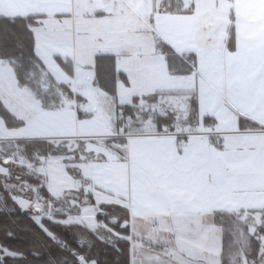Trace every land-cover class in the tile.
Wrapping results in <instances>:
<instances>
[{"label": "snow or ice", "instance_id": "1", "mask_svg": "<svg viewBox=\"0 0 264 264\" xmlns=\"http://www.w3.org/2000/svg\"><path fill=\"white\" fill-rule=\"evenodd\" d=\"M0 218V264H264V0H0Z\"/></svg>", "mask_w": 264, "mask_h": 264}, {"label": "trees", "instance_id": "2", "mask_svg": "<svg viewBox=\"0 0 264 264\" xmlns=\"http://www.w3.org/2000/svg\"><path fill=\"white\" fill-rule=\"evenodd\" d=\"M4 221H3V218H0V224H2ZM0 238H2V234H0ZM21 243H24L23 241Z\"/></svg>", "mask_w": 264, "mask_h": 264}]
</instances>
